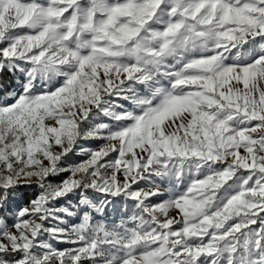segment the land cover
Here are the masks:
<instances>
[{
  "label": "snow or ice",
  "instance_id": "6c2138e0",
  "mask_svg": "<svg viewBox=\"0 0 264 264\" xmlns=\"http://www.w3.org/2000/svg\"><path fill=\"white\" fill-rule=\"evenodd\" d=\"M0 264H264V0H0Z\"/></svg>",
  "mask_w": 264,
  "mask_h": 264
},
{
  "label": "rangeland",
  "instance_id": "374dc122",
  "mask_svg": "<svg viewBox=\"0 0 264 264\" xmlns=\"http://www.w3.org/2000/svg\"><path fill=\"white\" fill-rule=\"evenodd\" d=\"M99 142H85V146L87 147H96ZM71 155V163H79L83 159H85L84 156L81 155ZM75 199L72 201V203H75ZM132 209H129L127 207V204L123 200H119L117 198V202H114L112 205H109L108 209L106 210V220L108 222H118L121 219H126L130 217L133 214ZM61 247H63L61 245Z\"/></svg>",
  "mask_w": 264,
  "mask_h": 264
}]
</instances>
